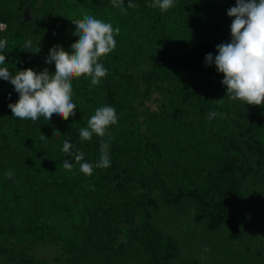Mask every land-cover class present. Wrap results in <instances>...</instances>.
Returning <instances> with one entry per match:
<instances>
[{
  "label": "trees",
  "instance_id": "trees-1",
  "mask_svg": "<svg viewBox=\"0 0 264 264\" xmlns=\"http://www.w3.org/2000/svg\"><path fill=\"white\" fill-rule=\"evenodd\" d=\"M132 2L129 8L124 0L122 11L112 0H0L6 24L0 40H7L0 67L12 75L27 68L54 74L55 61L46 62L50 50L59 45L70 52L78 40L72 19L88 14L120 28L115 49L100 58L107 69L100 84L90 87L88 76L72 80L77 107L68 120L14 117L9 104L20 94L0 78V166L13 173L0 194L6 217L0 236L36 241L78 234L69 264H201L177 258L172 237L155 223L162 204L191 199L197 220L240 233L232 205L238 190L247 182L264 190V105L230 99L224 74L206 61L209 53L215 59L217 45L231 42L228 10L237 0H174L167 11L151 7L154 0ZM103 106L115 108L118 123L105 137L82 140L80 130ZM212 112L222 115L209 119ZM25 139L40 152H58L61 162L74 160L62 151L69 141L73 153H84L81 163L93 164L92 175L71 174L61 164L48 173L23 170L17 150ZM102 141L110 143L107 168L95 167ZM12 194L22 210L13 207ZM121 223L131 225L125 243L116 240ZM23 261L40 264L29 254Z\"/></svg>",
  "mask_w": 264,
  "mask_h": 264
},
{
  "label": "clouds",
  "instance_id": "clouds-1",
  "mask_svg": "<svg viewBox=\"0 0 264 264\" xmlns=\"http://www.w3.org/2000/svg\"><path fill=\"white\" fill-rule=\"evenodd\" d=\"M124 0H112L113 7L122 11ZM174 0H154L151 7H159L167 11L173 7ZM128 7L136 5L128 0ZM228 15L234 17L231 24L232 40L230 43L217 45L218 54L213 60L211 53L206 55L209 65L215 63L217 70L224 74L222 83L227 86V95L232 100H241L247 104L264 105V0H237V5L228 10ZM76 26L75 35L78 40L71 45V51L62 46H54L50 50L47 63L55 61V72L50 74L48 69L36 72L27 68L10 73L7 67H0V78L10 80L15 90L20 94L16 103H10L14 117L19 119L38 120L43 116L51 120L58 115L64 120L75 115L77 105L72 101V80L81 76L91 77L90 87L100 84L101 78L107 75V69L100 63V58L112 52L116 47L115 35L120 28H113L111 23L103 22L91 15L85 14L82 19H72ZM32 42L25 44L30 49ZM7 40H0V50L6 48ZM39 51V48L37 52ZM6 55L0 54V65L5 63ZM218 114L212 112L209 119ZM118 123L116 110L112 106H103L95 111L88 121V127L80 130L82 140H91L93 133L105 137L110 125ZM59 130L54 132L57 134ZM44 138L43 136L41 137ZM112 139L109 136L108 140ZM110 143L102 141L101 158L95 167L107 168L110 166L108 149ZM72 143L65 141L62 151L67 156L74 157L75 163L80 165V171L91 176L93 164L83 162L84 153L71 151ZM63 167L73 170V164L65 159ZM12 179L13 173H6Z\"/></svg>",
  "mask_w": 264,
  "mask_h": 264
},
{
  "label": "rangeland",
  "instance_id": "rangeland-1",
  "mask_svg": "<svg viewBox=\"0 0 264 264\" xmlns=\"http://www.w3.org/2000/svg\"><path fill=\"white\" fill-rule=\"evenodd\" d=\"M0 23L6 26L4 22ZM25 140L17 150L18 156L16 155L23 170L38 167L48 173L57 170L58 164L63 165L58 160V152H40L30 139ZM70 162L73 164L71 174L80 173V165L73 159ZM2 168L0 166V194L6 192L5 186L11 183V179L1 172ZM12 197L13 207L22 210L18 194H12ZM232 205L235 214L233 221L240 233H233L226 224L210 229L205 220H197V205L191 199H185L176 206L162 204L155 223L164 234L172 237L178 250L177 258L182 261H198L201 264H264L262 185L253 182L242 184ZM4 209L0 205V222L6 219L3 216ZM130 227V224H120L123 233L116 239L118 242H126L125 234ZM78 236L72 235L69 240L64 237L36 241H21L9 235L0 236V264H26L23 259L27 254L35 257L40 264H69L71 244L72 241H80Z\"/></svg>",
  "mask_w": 264,
  "mask_h": 264
},
{
  "label": "built area",
  "instance_id": "built-area-1",
  "mask_svg": "<svg viewBox=\"0 0 264 264\" xmlns=\"http://www.w3.org/2000/svg\"><path fill=\"white\" fill-rule=\"evenodd\" d=\"M0 26H1V29L5 28V25L4 24H1L0 23Z\"/></svg>",
  "mask_w": 264,
  "mask_h": 264
}]
</instances>
